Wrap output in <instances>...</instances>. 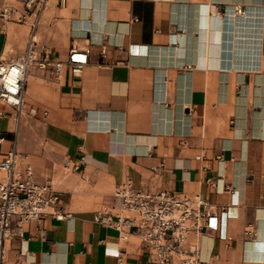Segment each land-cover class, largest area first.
Masks as SVG:
<instances>
[{"label":"crops","instance_id":"crops-1","mask_svg":"<svg viewBox=\"0 0 264 264\" xmlns=\"http://www.w3.org/2000/svg\"><path fill=\"white\" fill-rule=\"evenodd\" d=\"M26 1L0 0V60L31 35L50 59L90 53L78 75L30 67L20 114L0 101V159L14 148L69 214L25 224L0 264H152L95 218L125 177L213 206L188 238L203 264H264V0Z\"/></svg>","mask_w":264,"mask_h":264},{"label":"built area","instance_id":"built-area-1","mask_svg":"<svg viewBox=\"0 0 264 264\" xmlns=\"http://www.w3.org/2000/svg\"><path fill=\"white\" fill-rule=\"evenodd\" d=\"M34 2L27 0L26 9L29 10ZM13 12L12 6L4 5L0 17L11 20ZM103 52L104 49L101 50ZM89 53L88 46H71L65 60L50 59L41 56L31 35L22 56L10 61L0 60V101L20 114L24 107L26 73L30 67L49 70L55 78L61 76L64 67L78 75L87 65ZM19 159L20 155L14 148L0 159V172L4 175L0 180V261L3 243L16 236L21 237L25 224L39 222L46 215L59 220L69 217L56 208L59 202L57 192L49 184L35 181L30 163H24L22 170L16 168ZM81 163L79 160L77 164L70 165L65 161L63 167L66 170L78 169ZM111 196L112 205H106L97 212L96 220L117 229L123 240L129 233L136 234L149 262L203 264L199 244L189 242L188 238H199L216 214L205 199L168 190L136 189L129 177L115 184Z\"/></svg>","mask_w":264,"mask_h":264}]
</instances>
